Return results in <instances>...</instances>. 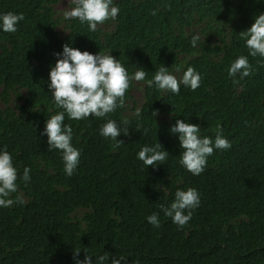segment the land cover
<instances>
[{
    "label": "trees",
    "instance_id": "1",
    "mask_svg": "<svg viewBox=\"0 0 264 264\" xmlns=\"http://www.w3.org/2000/svg\"><path fill=\"white\" fill-rule=\"evenodd\" d=\"M58 1L0 0V13L24 16L15 33L0 31V148L11 153L19 174L31 169L28 183L17 181L23 203L0 207V264H74V249L81 259L83 249L108 253L109 260L123 255L126 264H264V58L248 56L247 77L228 75L230 63L248 55L242 31L264 12V0H114L116 20L96 32L65 21ZM65 44L110 52L130 75L145 71L146 80L162 66L177 79L191 67L200 86L181 85L177 95L132 80L123 107L106 118L65 117L81 152L69 177L61 153L48 150L41 134L47 117L60 111L48 79ZM107 119L128 128L119 148L99 134ZM177 119L213 139L219 127L231 148L214 151L204 171L192 175L179 164L182 150L170 132ZM156 143L169 156L146 168L136 154ZM187 188L201 202L180 228L160 209ZM154 212L159 228L146 220Z\"/></svg>",
    "mask_w": 264,
    "mask_h": 264
},
{
    "label": "clouds",
    "instance_id": "2",
    "mask_svg": "<svg viewBox=\"0 0 264 264\" xmlns=\"http://www.w3.org/2000/svg\"><path fill=\"white\" fill-rule=\"evenodd\" d=\"M119 8L114 0H72L70 10L62 13L65 21L78 20L87 24L89 31L96 32L98 25L108 20H116ZM153 15L156 12L153 11ZM24 20L23 14L14 12L0 13V31L15 33L18 24ZM199 37L193 36L191 43L196 45ZM244 46L248 55H241L232 61L228 67L230 77H247L251 74V65L248 56L264 58V12L253 17V23L242 31ZM57 56L54 65H50L48 90L55 108L60 109L47 117L42 135H46L48 150L61 153L63 170L67 176H72L79 164L81 152L72 144L73 131L70 125L65 124V117L70 120H84L89 117L106 118L110 113L124 105V98L130 87V82L145 81L146 72L138 70L129 74L125 66L110 52L107 54L81 51L65 44ZM200 74L193 68H187L182 77L177 79L169 72L167 66L160 67L151 79L146 80L149 88L155 87L159 91L170 94H179L181 85L196 90L200 86ZM141 109L137 108L135 115L139 116ZM156 115V112H155ZM128 118L122 123L127 125ZM170 132L179 140V164L192 175H200L210 157L216 150L231 148V142L223 135L222 129L216 130L215 138L201 135V127L187 120L177 119L171 126ZM128 134V128L121 129L117 121L107 119L99 129V134L105 139L115 141L114 148H119L123 142L118 139L121 134ZM160 143L145 144L137 152V159L143 165L156 167L168 158L169 152ZM31 169L24 167L22 175L13 163V157L6 148H0V207H11L15 203H23L19 195L18 180L25 184L31 179ZM200 194L195 188L177 189L174 199L167 206L161 205V212L172 223L182 228L191 220L192 210L200 205ZM152 226L159 228L161 221L159 213H152L146 217ZM84 251L80 258L81 249H74V264H122L126 257L118 255L109 260L108 253L93 255ZM93 256L96 257L95 262Z\"/></svg>",
    "mask_w": 264,
    "mask_h": 264
},
{
    "label": "rangeland",
    "instance_id": "3",
    "mask_svg": "<svg viewBox=\"0 0 264 264\" xmlns=\"http://www.w3.org/2000/svg\"><path fill=\"white\" fill-rule=\"evenodd\" d=\"M72 7V0H59L56 4V10L58 14H62L64 11L70 10ZM134 103L140 105L142 102V87L138 85L134 91ZM133 104L128 107L129 111L132 110Z\"/></svg>",
    "mask_w": 264,
    "mask_h": 264
}]
</instances>
